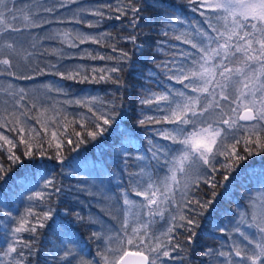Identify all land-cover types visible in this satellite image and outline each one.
<instances>
[{"label":"snow or ice","instance_id":"6c2138e0","mask_svg":"<svg viewBox=\"0 0 264 264\" xmlns=\"http://www.w3.org/2000/svg\"><path fill=\"white\" fill-rule=\"evenodd\" d=\"M74 3L76 0H67V4ZM187 3L193 5L192 11L199 12L204 18L203 23H196L192 34L175 36L177 41L188 45L190 50H181L179 59L174 54L172 60L156 64V68L160 70L159 74L182 85V90L164 89L158 95L149 91L147 96L141 98V105L155 103L162 116H142L136 121L138 129L149 122H163L173 126L156 129V134L179 147L156 146L149 141L148 149L150 159L157 163L163 160L161 166L167 167L169 174L163 179H154L152 172L143 168L139 173L129 174L131 191L136 197L143 199H131L129 190L125 189L122 193L123 204L119 203L118 197L113 217L119 226L101 225V231L91 233L90 239L98 242L96 256L99 259L86 258L84 250L77 249L76 245L69 241L53 254L56 264H169V261L176 260L185 264L186 258L181 254L192 251L197 237L196 229L200 227L199 218L205 215L218 195L216 173L224 169L231 174L240 161L264 152V0H187ZM67 4L65 0H55L51 6L39 7L44 13L55 14L59 8L67 7ZM142 7L138 0H127L116 7L111 4L100 5L90 14L100 20L107 18L118 21L130 16L129 26L135 30L139 27ZM17 11L22 13L20 17H17ZM113 12L116 13L115 16L109 15ZM18 20L22 22V27L17 25ZM51 22L45 20L40 12L17 9L15 0H0V76L31 80L32 72L44 74L46 69L39 65L35 68L29 67L32 58L37 54L22 50L21 37L25 30L43 28L45 23ZM69 22L86 23L89 28L99 27V21H84L83 17L77 19L73 16ZM164 35L168 33L165 32ZM57 37L61 38L62 43H67L68 47L77 48L80 44L88 42L101 44L102 40L111 39L112 34L105 32L92 35L73 29L49 35L48 39ZM126 39L136 44L135 35H129ZM31 46L35 48V42ZM107 46L112 47L113 52L117 51L114 45ZM45 54L47 50L39 53L40 56ZM53 54L61 58L69 55L62 49H53ZM81 58L115 59L110 56H96L87 50H84ZM121 59H130L128 52L121 50ZM21 60L25 63L22 64ZM119 64L118 59L117 65ZM46 67L54 69L53 74L65 80L80 83L103 81L122 86L119 75H112L123 71L119 66L90 70H81V67L68 68L64 65L57 67L55 64ZM45 88L44 96L53 91L50 86L46 85ZM4 91L7 98L0 104V141L9 147L5 149L8 153L7 161L0 160V180L11 170V165L21 162L20 156L14 151L17 143L25 146V157H44L54 145V156L50 155L49 158L63 164L61 149L65 146V140L58 139V131H52L50 139L46 135L42 136L30 121L36 120L45 134L50 126L59 129L63 124L66 128L67 124L63 123L69 119L66 108L48 105L43 96L23 87L17 88L11 83ZM55 91L61 93L63 89L55 88ZM160 102H164L163 109L160 108ZM63 104L79 105L87 108L90 114H81L79 119L73 118L72 123L79 124L81 131L73 128L70 133H65L66 144L74 145L70 148L73 152L85 142L84 134L95 140L99 134L108 131L105 126L114 125L117 118L123 116L118 110L122 105L105 102L95 96L90 99L65 100ZM49 111L55 114L43 120L39 119ZM4 129L16 132L20 136L19 141L9 139L3 133ZM88 129H98L99 132ZM33 132L38 137L35 148L31 142L34 139ZM73 136L76 137L75 140L72 139ZM133 139L134 137L126 132L122 133L117 144L113 146L115 154L118 157H129L131 153L128 144ZM241 145L242 151L238 150ZM220 157L224 158L223 161ZM136 158L144 159L143 156ZM6 162H10L9 167H5ZM177 173H180L179 179ZM228 178L229 175H224L225 181ZM44 187H53L55 192L60 191L52 180H48ZM194 189L202 190L203 196L195 195ZM36 195L40 197L42 193ZM31 199L32 197H29V200ZM27 213L32 215V209L29 208ZM51 215L52 210L43 212L36 217L37 223L30 227L27 217H21L18 226L12 230L13 236L23 232L34 236L37 227H44L43 221ZM166 215L171 223L157 235L152 225L158 217L163 219ZM240 215V223H246L247 227L254 228L255 232L250 236L237 226L234 232L242 238L241 240L238 241L234 237L233 243L228 245V251L204 249L202 256L215 257L218 264H264V207L252 212L250 222L244 219L246 213ZM0 216L12 217V213L5 208L2 201ZM82 219L83 217L77 214V220ZM180 229H183V232H179ZM216 230L221 233L227 231L222 223L217 225ZM18 244L23 247L18 248ZM24 249L32 253L35 250L34 240L18 238L9 243L7 250L3 252L4 257L11 258L7 264H24ZM0 264L3 262L0 261ZM206 264H211V261Z\"/></svg>","mask_w":264,"mask_h":264},{"label":"trees","instance_id":"16d2710c","mask_svg":"<svg viewBox=\"0 0 264 264\" xmlns=\"http://www.w3.org/2000/svg\"><path fill=\"white\" fill-rule=\"evenodd\" d=\"M126 2L127 0H76L74 4H67V0H65L67 7L59 8L55 14H48L44 13L39 5L51 6L55 0H47V3L45 0H15L17 9L40 12L45 20L52 21L45 23L43 28L25 30L21 37L22 50L37 54L32 58L29 67L35 68L39 65L46 70L44 74L32 72L33 79L31 80H16L8 76H0V104L7 98L4 89L11 83L17 88L23 87L43 96L48 105L66 108L69 119L67 122H63L67 124L66 128L63 124L59 129L50 126L46 134L41 125L36 123V120L30 121L42 136L46 135L50 139L51 132L58 131V139L65 140V146L61 149L64 158L63 164L56 159L49 158L50 155L54 156V145L49 149V154L44 157L39 155L25 157L23 155L25 146L19 143L14 149L16 155L20 156L21 162L11 165V170L5 174L3 180H0V201L12 213V217L0 216V261L3 264H7V261L11 259L4 257L3 252L7 250L9 243L18 238L33 239L35 242V250L32 253H28L27 249H24V264H56L53 254L57 253L69 241H72L77 249L82 248L86 258L99 259L96 256L98 242L90 239L91 233L101 231V225L105 227L119 226L113 217L116 213L118 197H120L119 203L123 204L122 193L125 189L129 190L131 199H143L136 197L135 193L131 191L128 181L129 174L139 173L142 168L152 172L154 179H163L165 175L169 174L168 168L161 166L164 163L163 160L157 163L150 159L151 154L148 149L149 141H152L156 146L179 147L163 140L156 134V129H167L173 126L163 122L160 124L149 122L143 128L138 129L136 126L138 118L142 116L160 118L162 116V113L157 111L155 103L142 106L140 101L142 97L147 96L149 91L158 95L164 89L182 90V85L174 80L169 81L164 75L159 74L160 70L156 68V64L172 60L174 54L179 59L181 50H190L188 45L177 41L175 36L184 33L192 34L196 23L198 21L203 23L204 18L199 15V12L191 10L193 5L188 4L187 0H138L143 7L139 27L135 30L129 26L130 16L118 21L107 18L100 20L99 17L90 14L94 8L100 5L111 4L116 7ZM16 15L20 17L22 13L17 11ZM109 15L115 16L116 13H109ZM73 16L77 19L83 17L84 21L93 23L99 21V27L89 28L86 23L69 22ZM17 25L23 26L19 20ZM73 29L92 35L107 32L112 34V38L102 40L101 44L91 42L80 44L77 48L68 47V44L62 43L59 37L48 39L49 35ZM165 32L168 35H164ZM129 35L137 37L135 45L126 39ZM33 42L36 44L35 48L31 46ZM107 45H114L117 51L113 52L112 47ZM53 49H62L69 55L61 58L53 54ZM45 50H47V54L40 56L39 53H43ZM84 50L96 56H110L115 59H82ZM121 50L128 52L130 59L122 60ZM118 59L120 60L119 65H117ZM21 63L23 64L25 61L21 60ZM51 64H55L57 67L60 65L68 68L81 67V70L119 66L123 68V71L112 75H119L122 86L103 81L80 83L75 80H65L54 75V69L46 67ZM46 85L52 87L53 91L47 92V95L44 96ZM55 88H61L63 91L57 93ZM94 96L105 102L122 105V108H118V110L123 113V116L118 117L114 125L105 126L108 127V131L99 134L95 140L84 134L85 142L76 151H70L74 145L66 144L65 133H70L73 128L76 131H81L79 124L72 123L73 118L79 119L81 114L85 116L90 114L87 112V108L75 104L65 105L63 102L81 98L90 99ZM57 101L61 103H57ZM163 107L164 102H160V108L163 109ZM54 114L51 111L45 112L44 116L39 119L43 120ZM88 130L99 132L98 129ZM125 132L134 137L133 141L128 144L131 155L127 158L118 157L113 151V146ZM3 133L9 139H14V142H18L20 139L16 132L4 129ZM32 136L34 139L31 142L35 148L38 137L35 132L32 133ZM72 139L75 140L76 137L73 136ZM0 145H3L0 147V160L7 161L8 153L5 149L9 146L3 141H0ZM238 150L242 151V145ZM175 154L178 155V153ZM137 156H143L144 159L139 160L136 158ZM219 159L223 161L224 158L220 157ZM9 164L10 162H6L5 167H9ZM224 175H229L227 181L224 180ZM177 177L180 178V173H177ZM48 180H52L60 191L55 192L53 187L45 188L44 184ZM216 181L218 182L216 189L218 195L205 215L199 218L200 227L196 229L197 237L192 251L181 254L186 258L185 264H206L209 260L211 264H218L215 257L202 256V250L214 248L217 251H228V245L233 243L234 237L238 241L242 239L234 232V228L237 226L250 236L255 232V229L248 228L246 223H240V214L246 213L244 219L250 222L251 200L254 191L258 189V183H261L264 191V152L248 156L246 160L240 161L231 174L221 169L216 173ZM201 187L203 189V186ZM193 192L197 196H203L202 190L194 189ZM36 193H42V196L38 197ZM29 197L32 199L29 200ZM177 199L179 200V193ZM172 207L175 208V205ZM29 208L32 209V215L27 213ZM49 210H52L51 217L43 221L44 227H37V233L34 236L28 232L13 236L12 230L18 226L21 217H27L30 227L37 223V216ZM77 214L83 219L77 220ZM90 221L97 223H90ZM170 223L168 215L163 219L158 217L152 228L159 235ZM221 223L227 230L226 233L216 230L217 225H221ZM179 232H183V229H180ZM17 247L21 248L23 245L18 244ZM169 264H181V262L179 260L169 261Z\"/></svg>","mask_w":264,"mask_h":264},{"label":"rangeland","instance_id":"374dc122","mask_svg":"<svg viewBox=\"0 0 264 264\" xmlns=\"http://www.w3.org/2000/svg\"><path fill=\"white\" fill-rule=\"evenodd\" d=\"M257 190L254 191V196L251 200L250 215L254 210L258 211L261 207H264V191L261 183H258ZM253 205L256 207L254 208Z\"/></svg>","mask_w":264,"mask_h":264}]
</instances>
